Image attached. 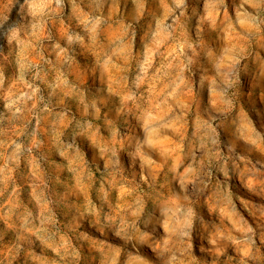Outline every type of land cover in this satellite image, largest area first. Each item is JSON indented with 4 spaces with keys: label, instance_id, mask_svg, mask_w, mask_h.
Masks as SVG:
<instances>
[{
    "label": "clouds",
    "instance_id": "9594fccd",
    "mask_svg": "<svg viewBox=\"0 0 264 264\" xmlns=\"http://www.w3.org/2000/svg\"><path fill=\"white\" fill-rule=\"evenodd\" d=\"M245 187L264 0H0V264H264Z\"/></svg>",
    "mask_w": 264,
    "mask_h": 264
},
{
    "label": "rangeland",
    "instance_id": "374dc122",
    "mask_svg": "<svg viewBox=\"0 0 264 264\" xmlns=\"http://www.w3.org/2000/svg\"><path fill=\"white\" fill-rule=\"evenodd\" d=\"M253 88L252 84H249V90L251 91ZM251 99H258L255 93L250 97ZM259 102V100H258ZM238 191L241 192V195L244 198V201L246 202L245 205H242L245 207L247 218L250 220V222L253 219V214L258 212H264V208L258 207L261 204H264V197L258 196L255 193H252L248 191V189L245 188H238Z\"/></svg>",
    "mask_w": 264,
    "mask_h": 264
}]
</instances>
